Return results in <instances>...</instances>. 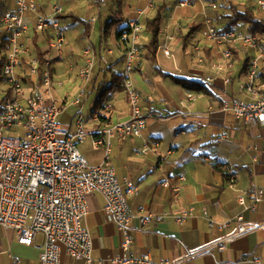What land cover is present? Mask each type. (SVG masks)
<instances>
[{
  "label": "built area",
  "instance_id": "2783aa9c",
  "mask_svg": "<svg viewBox=\"0 0 264 264\" xmlns=\"http://www.w3.org/2000/svg\"><path fill=\"white\" fill-rule=\"evenodd\" d=\"M62 1L58 0L44 14L40 12L37 0H15V9L0 15V26L9 43L0 68V84L5 86L1 89L0 99V228L13 232L17 242L23 246L37 244L40 237L38 264H61L62 254L84 264H105L93 259L91 235L84 226L89 212L87 198L98 193L105 200V219L116 225L120 235V253L109 259V264H187L194 257L212 250L222 251L231 242L264 230V220L245 222L243 218L242 213L254 211L258 204L264 202V190L251 185L237 198L240 213L220 225L224 231L222 235L171 261L155 262L149 254H133L132 221L137 219L141 225L150 220L160 222L166 214L158 216L148 212L140 216L131 212L128 196L135 194L137 187L130 181L118 180L110 156L114 142L141 138L146 118L152 117L143 112L141 96L131 75L141 55L145 32L143 20L154 10L155 0H147L144 8L135 10L133 16L125 21L126 30L120 34L119 39L125 48L121 75L130 113L127 120L108 125L91 138L92 150L103 151L102 160L97 165L90 164L77 147L87 138L83 115L78 113L73 117V131L72 121L63 127L58 118L66 107H60L52 98L48 68L55 58L62 56L66 43L60 25ZM97 1L99 8L106 2ZM187 6L189 0H176V8ZM255 6L256 16L264 17V0H255ZM202 8L216 13L218 6L214 0H209L202 3ZM98 13L88 20L90 28L94 27ZM214 20L204 13L197 31L199 39L190 44L196 63L206 66L204 81L210 85L221 79L222 89L216 99L221 101L222 112L230 113L247 127H264V38L249 35L238 25L223 28ZM31 21L34 31L50 34L45 68L41 71L38 60L31 56L30 47L24 43ZM159 34L158 51L174 59L171 48L174 36L165 26L159 28ZM210 55L212 58H208ZM81 56L83 63L78 68L77 78L88 82L98 58L92 47H86ZM1 59L2 56L0 62ZM25 59L28 70L19 73ZM100 61L106 63L105 56L100 57ZM82 96L83 90L72 103L79 104ZM195 99V94H188L185 102ZM226 138L227 134L222 132L215 141ZM248 149L256 151L258 148L254 145ZM148 151V146L144 145L140 153ZM256 160L253 157V161ZM228 175L234 181L235 174L228 170ZM178 178L185 180L183 175ZM163 187H169V184L164 182ZM172 190L178 194L180 187L174 186ZM192 211L190 209L175 217L176 221L183 222L192 215ZM202 215L208 226L213 228L215 223L205 210ZM10 264H20V260L12 258Z\"/></svg>",
  "mask_w": 264,
  "mask_h": 264
},
{
  "label": "crops",
  "instance_id": "0c3cea01",
  "mask_svg": "<svg viewBox=\"0 0 264 264\" xmlns=\"http://www.w3.org/2000/svg\"><path fill=\"white\" fill-rule=\"evenodd\" d=\"M7 1L8 3L6 4L3 0H0V4H3L4 12L13 11L15 9V0ZM202 1L205 3L204 0H189V6L176 8V0H155L153 11L155 12L159 7L163 8V26L168 27L175 38L171 45L174 59H169L158 51L155 66H149L151 62L149 63L144 58L147 41V37L144 36L141 42V55L134 64L133 73H140L141 78L150 77V79L147 77V80L159 84L152 85L154 88L158 86L162 88L163 92L165 91L163 89H166L170 93H177L176 108H171L162 113L157 110V105L152 101V94L147 100L142 98L141 106L143 112L152 116L146 118V126L142 137L128 139L123 143L114 142L111 150V163L118 180L120 182L130 181L137 187V192L128 196L131 212L140 216L148 212H153L158 216L166 214V217L160 222L150 220L147 224L141 225L135 219L131 223L130 233L133 241L131 250L133 254L136 256L149 254L155 262L176 259L186 254L189 250L206 244L222 235L224 231L220 229V225L240 213L237 203L238 196L247 192L251 185H256L264 190V152H261L264 148V127H247L235 120L230 113L222 112L221 101L216 99L218 91L222 89L221 79L219 78L214 83L207 85L204 81V76L207 74L206 66L193 63L191 60H195V58L192 51L191 53L186 52V49L190 48L191 42L199 39L198 32L189 37L186 41V47H183L184 37L190 33L194 23L201 24L204 13L212 18L215 17L210 10H203ZM57 2L58 0H37V5L40 12L46 14L49 12L50 7ZM67 2L69 3L70 0H64L60 3L64 16H67L64 21L74 17L72 11L74 8H71V5L68 6ZM124 2L123 19L125 23L126 19L133 16L135 10L145 7L147 0H124ZM239 4L247 7L242 2H239ZM94 5L97 9L99 8L97 2ZM197 8L199 9L198 12L195 10ZM251 8L254 9V12L257 11L255 0H252ZM79 9L80 12L90 10L86 2L80 4ZM105 10H108V14L112 18L116 8L111 5L109 8L106 7ZM153 11L149 14L154 13ZM29 17L28 19H30ZM90 18L85 19L83 22L87 23ZM30 25L28 38L24 39V43L28 44V46L33 33L32 21ZM71 25L74 26L75 24H67L66 27L61 26L64 34L72 27ZM121 28L123 27L118 28V30ZM83 32L84 28L82 26V30H80L78 35ZM107 32L106 25L105 27L101 25L100 14L94 27L90 28V33L86 38L88 47L93 49L95 48L94 46L98 47L101 43V53L92 75H103L104 72H100L101 68L113 67L120 60L123 61L125 48L121 40L116 38V32L115 39L118 51L114 52L103 48V44L107 40L104 38L106 36L109 37V35H106ZM181 34L182 39L180 37ZM78 39L81 38L77 36L75 40H70L68 44L66 42L62 56L53 60L52 63H54L56 73L65 72V70L77 72L78 70H72V67H76L77 63L80 66L82 65L83 59L81 55L85 48L79 51L76 45ZM30 50L31 56L34 57L33 49L30 48ZM180 54L183 56L182 60L184 63L188 60L193 64L185 66L181 62V64L177 63L176 65L175 57L179 58ZM102 56H105L106 63L100 61ZM74 57H77L76 60L78 62L74 63ZM208 58H212V56L210 55ZM102 65L104 66L102 67ZM27 66V59L22 60L18 72L26 73L28 70ZM113 68V74H121L124 67L118 72L114 71ZM162 73L165 75L162 76ZM92 75L87 84L91 85L93 90L96 89L98 96L102 86L99 85L96 88L97 79L95 77L94 80H91ZM174 77L182 79L185 83L202 80L213 96L210 97L205 92L198 94L190 92L172 79ZM131 78L133 80L132 75ZM139 81L135 79L133 82L137 92L140 94L143 87L139 84ZM0 86L1 99V89L5 86L2 84ZM111 92L107 98L108 101L98 108L99 112L98 110L95 111V101H92L91 105H93L94 111L91 109V114L87 117L90 121V127L88 130L85 129L87 132L86 140L89 139L90 146L91 138L103 128L129 118L130 109L127 96L123 100H117L118 93L116 91ZM188 94H195L196 99L193 102L186 103L185 100ZM67 98L64 97V103ZM87 99L88 97L83 91L79 104H73L72 101L68 106H65V112L69 108H75L71 119L78 113L83 115L85 106H91V101L87 103ZM125 102L127 103L126 111L120 113L119 116L114 114L115 107L122 111L124 108L123 103ZM107 105L110 108L105 109ZM87 118L84 117V126ZM71 119L66 126L70 124ZM170 128L173 129L170 131ZM222 132L227 134V138L220 142L215 141ZM144 145L148 146L150 151L142 154L140 150ZM254 145L258 148L256 151L248 149ZM78 150L92 165H97L102 160V149L97 151L91 149L92 155H86L80 149ZM253 157L257 159L255 162ZM228 170L235 174L234 181L230 180ZM180 175L184 176V181L179 180L178 177ZM164 182H167L169 187H163ZM174 186L180 187L178 194H174L172 190ZM87 202L89 212L84 220V226L91 235L92 257L95 260H101L106 262L105 264H109L107 263L108 260L120 253V235L116 225L108 222L104 217V198L100 194L94 193L88 196ZM190 209H193L190 217L183 222L176 221L175 217ZM203 210L207 212L215 223L213 228L208 226L207 220L202 215ZM242 214L245 222L264 220V202L258 204L256 210L246 211ZM3 231L11 233V237L15 238L13 232ZM15 241L16 250L19 252L27 251L31 254L30 258L23 260L18 258L20 264H38V257L41 251L40 241L38 240L37 244L33 246H23L17 242L16 238ZM12 258L17 257L9 256L8 264L11 263ZM227 262L233 264H264V230H257L237 239L228 244L222 251L212 250L206 254L194 257L187 264H224ZM61 264L84 263L74 261L66 254H62Z\"/></svg>",
  "mask_w": 264,
  "mask_h": 264
},
{
  "label": "rangeland",
  "instance_id": "374dc122",
  "mask_svg": "<svg viewBox=\"0 0 264 264\" xmlns=\"http://www.w3.org/2000/svg\"><path fill=\"white\" fill-rule=\"evenodd\" d=\"M97 0H70V2L67 4L68 6L71 5V8H74L72 11L74 13V17L73 18H69L66 21H62V19L60 20V25L62 27H66L67 24H75L74 26L71 25L72 27L69 28L66 33H65V37H66V42L68 44V42L70 40H75V38H81L78 39L76 41V45L77 48L81 50H83L84 48L88 47L89 45H87V39L86 38H82V34L78 35L80 30H82V26H83V21L87 18H90L92 16H94L96 14V12L98 13V15L100 16L101 14V25L102 27H105L106 23L111 19V15L108 14V10L106 11L105 8L106 7H110L112 5L111 0H106V4L104 5L105 8H98L95 7V3ZM4 3H8L7 0H3ZM86 2L88 4V8H90V10H87L86 12L81 11L79 9V5ZM218 9L215 12H213V15H215V17H213L214 19H218L220 16V13H222V11L224 9V7L222 6H227V4L229 2H234V3H238L239 2L242 4H245L247 6H251L252 0H216L215 1ZM123 3H125L123 1ZM64 4V3H63ZM170 6V5H169ZM122 9H124V6L122 7ZM197 12L199 11V9H195ZM154 12V11H153ZM211 14V13H209ZM1 15V14H0ZM62 15H64V12L62 13ZM154 14H149L148 18L152 17ZM89 20V19H88ZM164 22L162 19V25L163 26ZM123 25L125 26L124 21L120 24H118L117 26H114L111 30L110 33L108 34L109 37H107V40L104 42L103 44V48L105 50H113L114 52L118 51L117 50V44H116V39H115V32L116 30H118V28L123 27ZM242 28V30L246 33V27L244 26H240ZM73 28V29H72ZM76 28V29H75ZM72 29V30H71ZM144 36L147 37L146 33H144ZM181 39H182V34L180 35ZM148 39V37H147ZM146 39V40H147ZM143 40V39H142ZM96 47V46H94ZM184 52V51H183ZM182 52V53H183ZM186 52L191 53L190 48L188 47L186 49ZM161 56V55H160ZM78 57V55H77ZM74 57V63L77 61L76 58ZM181 54L180 57L177 58L175 57L176 60V65L181 64V62L183 64H185V66H190L193 63L196 64L195 60H191L192 62H189L188 60L184 63L182 60ZM112 58V57H111ZM186 58V57H184ZM78 62V61H77ZM150 63V62H149ZM152 64V65H151ZM149 64V66H155L153 63ZM80 67V65H78V63L76 64V67H72V70L77 69ZM114 71L118 72L121 71L122 68L124 67V62L122 60H120L119 62H117L116 64H114L113 66ZM48 70L50 71V75H51V92H52V98L58 102L59 106H68L76 97L77 95L83 90L84 94L86 95V97H88L87 99V103L90 102V105L92 104V101L94 102L96 100L97 94H96V89H92L91 85L87 84L88 82L85 81H80L77 78V72L76 71H69V70H65V72H58L56 73V68L54 66V63H51V65L49 66ZM97 74V73H96ZM145 76V75H144ZM94 77H96V81H97V86L96 88L99 86V83L101 81H103L104 83L109 82L111 80V72H107V74H105V76H103L102 74L99 76L96 75H92L91 80H94ZM133 77V81H135V79L140 80L139 84L142 85L143 89L140 93V96L142 98H144L145 100L148 99V97H150V95L152 94V101L155 103V105H157V110L159 112L165 113V111L170 110L171 108H176V103H177V93H170L168 90H165L164 92L162 91V88L160 87H152L157 85L158 83L155 82H151L150 80H147V77L145 76V78H141V74L140 73H133L132 74ZM77 78V79H76ZM150 79V77H148ZM60 83V84H59ZM159 85V84H158ZM163 86V85H162ZM103 87L100 89L99 93H101V91H103ZM1 88V86H0ZM118 93L117 95V100H123V98L126 96L125 93L123 91H116ZM112 92H107L105 94V96H109ZM64 97H68L66 102L64 103ZM143 99V100H144ZM116 100V101H117ZM108 101L107 98L104 99V103ZM123 110L120 111L118 110L116 107L114 109V114H118V116L120 115V113H124V111H126L127 109V103H123ZM91 109H93V105H91L90 107L85 106L84 111H83V116L85 118L89 117L91 114ZM98 109H96L95 111H97ZM75 112V108H69V110H67V112H65L64 114H62L59 118H58V122L65 127L67 123H69L70 119L72 118V114ZM99 112V110H98ZM116 116V115H115ZM73 119H71L72 121ZM90 127V121L89 118H87V121L85 123V129L88 130ZM173 128H170V131ZM74 130V122L72 121V131ZM78 149L81 150V152L85 153L86 155H92V147L90 146L89 143V139H87L85 142H83V144H78ZM11 233L9 232H5L0 228V264H8L9 260L8 257L12 256V257H17L19 259H26V258H30L31 254H29V252H19L18 250L15 249V238L11 237L10 235ZM13 235V234H12ZM38 240L40 241L41 238L39 237ZM24 255V256H21Z\"/></svg>",
  "mask_w": 264,
  "mask_h": 264
},
{
  "label": "trees",
  "instance_id": "16d2710c",
  "mask_svg": "<svg viewBox=\"0 0 264 264\" xmlns=\"http://www.w3.org/2000/svg\"><path fill=\"white\" fill-rule=\"evenodd\" d=\"M124 0H111L112 5L116 8L114 16L108 21L106 24V35L109 34L110 29H112L114 26L122 23L124 21L123 19V9L122 7ZM205 2L209 0H204ZM216 1V0H214ZM98 3V1H96ZM224 8L222 13H220V16L218 19H215L218 24H220L223 28H226L230 25H238V26H244L246 27V33L249 35H253L259 38H264V17H258L256 16L254 9L251 8V6H243L241 4H238L237 2H229L227 6H222ZM0 11L1 13H4L3 4H0ZM152 17L148 18L145 17L143 20L144 23V30L148 37L146 44H145V54L144 58L155 64L156 63V54L158 52V47L161 42V37L159 34V28L162 25V15H163V8L159 7L155 10ZM67 16H64L61 14L60 19H64ZM84 23V22H83ZM199 23H194V27L191 29L190 33L184 37L183 39V47H186V41L191 37L193 34H195L198 30L200 25ZM84 32L82 33V38H87L90 33V27L87 25V23L83 24ZM110 28V29H109ZM126 30V28L123 26L120 30L116 32V38L120 37V34ZM32 36L30 38V48L33 49V55L38 60L39 63V71H41L43 68H45V61H46V54L49 50V42H50V34L47 31L43 32H36L34 29L32 30ZM107 39V36L104 38ZM104 40V41H105ZM101 43L99 44V46ZM95 47L94 50L96 52V57L99 59L100 56V47ZM9 49V43L7 39L6 33L2 30L0 26V56H2L1 62H0V68L4 64V56L8 52ZM104 65H102L103 67ZM112 66H107L106 68H101L100 72H104L103 76L107 74V72H111V80L109 82L104 83L101 81L99 85L103 86V91L101 93H98V96L94 102L95 108L98 109L102 106L104 103V99L108 98V96H105L107 92L111 91H123V78L121 74H113L112 72ZM165 74L162 73V76ZM264 76V75H263ZM95 78V77H94ZM177 83L181 84L184 88H186L188 91H192L193 93H201L205 92L208 96H213L211 92H209V88L205 85L204 81L202 80H194L190 81L188 83H185L180 78H172ZM2 80V79H1Z\"/></svg>",
  "mask_w": 264,
  "mask_h": 264
}]
</instances>
